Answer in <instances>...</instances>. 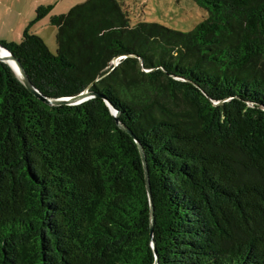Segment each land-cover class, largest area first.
Listing matches in <instances>:
<instances>
[{
	"label": "trees",
	"instance_id": "obj_1",
	"mask_svg": "<svg viewBox=\"0 0 264 264\" xmlns=\"http://www.w3.org/2000/svg\"><path fill=\"white\" fill-rule=\"evenodd\" d=\"M193 1L187 33L86 0L0 41L42 96L98 95L46 105L0 61V264H264V0Z\"/></svg>",
	"mask_w": 264,
	"mask_h": 264
},
{
	"label": "rangeland",
	"instance_id": "obj_2",
	"mask_svg": "<svg viewBox=\"0 0 264 264\" xmlns=\"http://www.w3.org/2000/svg\"><path fill=\"white\" fill-rule=\"evenodd\" d=\"M85 1L86 0H65L58 3L55 7L59 9L63 4L67 3H72L73 6H75ZM117 1L122 3L129 12L131 26H135L140 22L150 23L158 24L174 31L187 33L192 31L196 25L207 17V12L200 8L193 0ZM50 28L55 29L53 27ZM50 52L56 55V50H50Z\"/></svg>",
	"mask_w": 264,
	"mask_h": 264
},
{
	"label": "crops",
	"instance_id": "obj_3",
	"mask_svg": "<svg viewBox=\"0 0 264 264\" xmlns=\"http://www.w3.org/2000/svg\"><path fill=\"white\" fill-rule=\"evenodd\" d=\"M61 1L65 0H0V41L20 42L24 29L34 19L39 6H52L49 17L67 13L73 4H63L57 9L55 6ZM50 27L46 17L34 24L31 32L40 37L50 50H56V29Z\"/></svg>",
	"mask_w": 264,
	"mask_h": 264
},
{
	"label": "water",
	"instance_id": "obj_4",
	"mask_svg": "<svg viewBox=\"0 0 264 264\" xmlns=\"http://www.w3.org/2000/svg\"><path fill=\"white\" fill-rule=\"evenodd\" d=\"M5 53V54H4ZM122 59V58H116L113 60L112 64L114 66H116L118 64V61ZM0 61L7 64L12 71L14 72V74L17 76V78L19 79V81L22 83V85L32 94L34 95L40 102L49 105V106H76V105H80L83 104L85 102H87L88 100L97 97L98 95L90 90V86L87 87L86 90H84L83 92H81L80 94L73 96V97H67V98H61V99H52V98H46L44 96H42L36 89L35 87L32 85L31 81L29 80V78L27 77L26 73L24 72V70L22 69L20 63L18 62V60L16 58H14L8 51H6L4 48H2L0 46ZM12 61L14 63V68L9 64V62ZM111 112L117 122V125L120 129H122L124 132H126L127 134H129L130 136H132L131 132L126 129L123 125H121L118 122V112L116 110H114L110 105H109ZM140 150V154H141V158H142V162H143V167H144V174H145V183H146V191H147V195H148V200L150 203V234L152 237V230H153V223H154V216H153V206H152V201H151V192H150V187H149V180H148V169H147V165H146V161L144 158V155L142 153L141 148L139 147ZM153 250H154V254H155V263L154 264H158V257L155 251V245L154 242L152 241L151 244Z\"/></svg>",
	"mask_w": 264,
	"mask_h": 264
},
{
	"label": "bare ground",
	"instance_id": "obj_5",
	"mask_svg": "<svg viewBox=\"0 0 264 264\" xmlns=\"http://www.w3.org/2000/svg\"><path fill=\"white\" fill-rule=\"evenodd\" d=\"M9 64L14 68L15 65H14V63L12 61H10Z\"/></svg>",
	"mask_w": 264,
	"mask_h": 264
}]
</instances>
